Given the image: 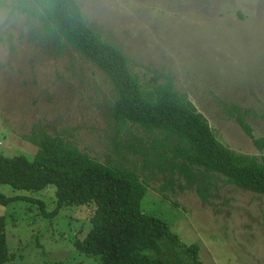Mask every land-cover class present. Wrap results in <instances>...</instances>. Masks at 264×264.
Segmentation results:
<instances>
[{
	"label": "rangeland",
	"instance_id": "rangeland-1",
	"mask_svg": "<svg viewBox=\"0 0 264 264\" xmlns=\"http://www.w3.org/2000/svg\"><path fill=\"white\" fill-rule=\"evenodd\" d=\"M78 1L146 88L171 79L220 141L261 160L237 117L264 136V0ZM40 12L34 0H0V152L33 159V136L59 135L134 170L148 186L143 209L184 243L197 242L206 264H264V196L194 164L184 170L170 132L120 125L111 80L50 31ZM0 191L19 196L0 203L12 253L3 264H102L75 246L92 227L94 203L57 209L55 184L28 190L0 183Z\"/></svg>",
	"mask_w": 264,
	"mask_h": 264
},
{
	"label": "trees",
	"instance_id": "trees-1",
	"mask_svg": "<svg viewBox=\"0 0 264 264\" xmlns=\"http://www.w3.org/2000/svg\"><path fill=\"white\" fill-rule=\"evenodd\" d=\"M34 2L50 31L65 38L111 80L117 93L113 116L120 125L130 122L149 131L170 132L178 138L173 153L184 160V170L194 164L264 196V136L254 135L242 117L237 120L262 152L261 160L220 141L207 116L171 79L146 88L131 70L128 55L88 23L78 0ZM32 140L38 146L33 159L0 152V183L28 190L55 184L57 209L94 203L92 227L84 239L75 241L79 251L98 255L102 264H206L197 242L184 243L167 222L143 209L148 186L134 170L104 163L59 135L42 132ZM18 197L0 191V203ZM5 225L6 217L0 216V264L12 256Z\"/></svg>",
	"mask_w": 264,
	"mask_h": 264
}]
</instances>
